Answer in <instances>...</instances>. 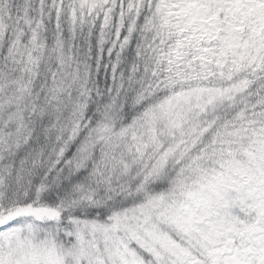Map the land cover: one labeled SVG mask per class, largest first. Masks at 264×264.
<instances>
[{
    "label": "snow or ice",
    "instance_id": "6c2138e0",
    "mask_svg": "<svg viewBox=\"0 0 264 264\" xmlns=\"http://www.w3.org/2000/svg\"><path fill=\"white\" fill-rule=\"evenodd\" d=\"M0 264H264V0H0Z\"/></svg>",
    "mask_w": 264,
    "mask_h": 264
}]
</instances>
